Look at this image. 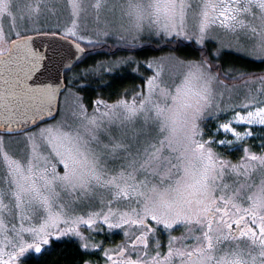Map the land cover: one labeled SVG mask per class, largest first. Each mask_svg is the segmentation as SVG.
<instances>
[{"label": "snow or ice", "instance_id": "6c2138e0", "mask_svg": "<svg viewBox=\"0 0 264 264\" xmlns=\"http://www.w3.org/2000/svg\"><path fill=\"white\" fill-rule=\"evenodd\" d=\"M58 4L70 8V24L50 27ZM90 8L91 31L81 29L84 0H0V264H22L52 238L74 239L79 264H264V71L223 59L228 50L264 63V0H94ZM217 30L254 43L226 44ZM57 36L71 39L77 60L114 58L66 85L44 82L33 45ZM153 44L169 51L131 54ZM166 62L178 69L168 79ZM129 68L139 90L86 101L93 80L107 87L105 75ZM257 135L259 153L248 143ZM13 140L22 145L15 153ZM230 152L242 155L233 162Z\"/></svg>", "mask_w": 264, "mask_h": 264}, {"label": "trees", "instance_id": "16d2710c", "mask_svg": "<svg viewBox=\"0 0 264 264\" xmlns=\"http://www.w3.org/2000/svg\"><path fill=\"white\" fill-rule=\"evenodd\" d=\"M81 45L84 47H87L84 44H81ZM210 46L214 47L215 45L212 44ZM155 47L156 45L153 44L151 48L145 49L144 51L133 52L131 54L136 55L137 58L140 60H144L145 57L160 56L163 53H167L169 51V49L167 48L164 49L163 51H155ZM183 51H186V49H184L183 45H181L179 52H183ZM128 54L130 53L117 52L116 56H123V55H128ZM108 58H114V57L95 55V52L89 55L82 56V58L77 61V63L74 65L72 69L65 72L64 74L65 82L68 84V82L70 81L68 77L73 72L77 71V69H79V71L83 70L86 67L92 66L96 61L106 60ZM223 59L226 62H231L238 66H241L247 69L249 72L260 73L264 71V63L260 62L259 60H251L250 58L239 55L238 53H235L233 51L226 50V54L223 57ZM132 78L135 79L134 76H132ZM132 78H130L129 80L133 81V84L132 83L130 84L128 81L126 82L122 77H113V78L111 77L110 84L107 87L103 85L97 86L98 81H92L88 89L85 92H83L82 95L86 97V101L88 99H93V97L97 96V94L103 96L104 98L112 97L108 99H116L117 94L121 93L123 88L134 87L135 80H133ZM138 84L139 85L142 84V81L139 78H138ZM256 140H257L256 138L251 139V141L253 142L252 145L253 147L258 148L259 150L261 148H259V146L257 145ZM229 156L233 158L235 157V154H232ZM173 234L175 235V233ZM98 238L101 239L102 237L97 236V239ZM120 238H121V235H118V236L114 235L111 241H108V240L105 241V246L109 242H113ZM164 239L166 242V237ZM82 254H83V250L79 249L78 244L73 239H59V240L54 239L50 242L49 245H47L44 248L41 254L31 253L23 257L22 264H79ZM85 258H91L95 260L97 259V256L96 255H93L91 257L86 256Z\"/></svg>", "mask_w": 264, "mask_h": 264}, {"label": "rangeland", "instance_id": "374dc122", "mask_svg": "<svg viewBox=\"0 0 264 264\" xmlns=\"http://www.w3.org/2000/svg\"><path fill=\"white\" fill-rule=\"evenodd\" d=\"M15 2L17 3V4H19V5H21V6H23V5H26V4H32V5H35V3H36V0H15ZM84 2H85V6H86V8H87V11L85 12V13H82V15H81V20H80V24H81V29L82 30H84V25H85V23L87 24V29L89 30V31H91V29H93L94 27H95V24H94V17H95V13H94V11H92V9L90 8V5H91V3H93L94 2V0H84ZM56 8H57V11H56V14L55 15H51L50 16V19L48 20V24H49V26L50 27H55L57 24H59V25H61V26H63V25H66V24H70V19H69V13H70V8H68L67 6H66V4H58L57 6H56ZM105 15H107L108 16V18L109 19H111V13H105ZM86 18V19H85ZM44 21L42 20V23H43ZM5 23H7V21H5ZM217 32H218V37H219V39L220 40H223L224 41V43H226V44H235V43H237V42H239L240 44H242V45H244V46H246V47H248V46H251L253 43H254V41L253 40H250V39H247L243 34H237V35H231V34H226V33H224L223 31H221V30H217ZM28 34H31V33H28ZM109 43H112V41L111 40H109ZM213 44L215 45V42H213ZM166 53H163L162 55H160V56H164ZM240 55V54H239ZM243 56V55H242ZM244 57H246V56H244ZM248 58V57H247ZM108 59H113V58H108ZM178 69H175V68H173L172 66H171V63L170 62H166L165 63V67H164V78L165 79H168V77H169V74L170 73H172V72H174V71H177ZM82 72V70H80L79 71V69H77V71H75V72H73L69 77H68V79L69 80H72L74 77H77L78 76V74L79 73H81ZM146 75H151V73L149 72V73H147ZM132 76H134V78H135V74H133L132 72H131V69L129 68V69H122V70H120V71H117V72H115V73H113L112 75H105L104 76V82L107 84V85H109L110 84V78L112 77H122L126 82L128 81L130 84L132 83L133 84V81H131V80H129L130 78H132ZM133 79V78H132ZM68 80V81H69ZM122 80V79H121ZM133 80H135V82H134V87H125V88H123V90L124 89H132V88H135L136 90H139V88H140V86L141 85H139L138 84V78H135V79H133ZM93 81H95V80H93ZM131 81V82H130ZM81 83H85V81H81V80H79V79H77L76 80V84H81ZM91 88V87H90ZM92 89V88H91ZM123 90L121 91V93L123 92ZM129 95H131V93H129ZM97 96H98V94H97ZM99 96H101V95H99ZM96 97V96H95ZM95 97H93V99L95 98ZM103 97V96H102ZM104 98V97H103ZM108 98H112V97H105L104 99H106V100H109L110 102H111V100H114V99H108ZM60 99H61V101H63L64 100V95H63V93H61V95H60ZM71 102L69 101V104H70ZM89 111H91V108H89ZM56 118L57 119H60V115L59 114H56ZM67 118H68V121L69 122H71V109H70V107H69V109H68V112H67ZM47 123H53L54 121H52V119L51 120H49V121H46ZM44 125H39V127H43ZM210 127H214V124H212L211 122H210ZM239 130H243L242 128L241 129H239ZM29 131H36V128H33V129H30ZM16 136H17V138L18 137H20V136H23V133H19V134H16ZM7 139V138H6ZM251 139L252 138H249V140H248V143L250 144V145H252V141H251ZM256 143H257V145L259 146L260 145V139H259V137H258V135H257V137H256ZM20 147H22V145H18L16 142H15V140H13V142L12 143H10L9 145H8V150L10 151V152H18V149L20 148ZM260 148V147H259ZM218 151H223V149H217ZM252 150L254 151V152H257V153H259V152H261L262 151V149H259L258 150V148H255V147H253V145H252ZM232 154H235V157H233V158H231V156H229V155H232ZM225 155L227 156V158L228 159H231V160H233V162H235V161H237L238 159H239V156L240 155H242V152H230V153H225ZM254 180L258 183L259 182V180H260V176H259V174H257V175H255L254 176ZM183 232V229L182 228H177V230L174 232L175 233V235H180L181 233ZM119 234H117L116 236H118ZM122 238V237H121ZM55 238H52V240H54ZM62 239H72V238H62ZM99 239V238H98ZM51 240V241H52ZM74 240V239H73ZM106 246H108V245H106ZM46 246H44V248H45ZM35 254V252L34 251H32V252H30V253H28V254ZM27 255V254H26Z\"/></svg>", "mask_w": 264, "mask_h": 264}, {"label": "water", "instance_id": "95a60500", "mask_svg": "<svg viewBox=\"0 0 264 264\" xmlns=\"http://www.w3.org/2000/svg\"><path fill=\"white\" fill-rule=\"evenodd\" d=\"M50 43L51 47H49ZM33 47L44 55V60L39 72V79L44 82L65 85L64 73L71 69L78 61L70 55V53L75 52V49L71 47V39L65 40L61 39L59 36L56 38L43 37L37 39ZM54 115L56 114L54 113ZM49 120H51V118H47V121ZM30 129H33V127H29V130Z\"/></svg>", "mask_w": 264, "mask_h": 264}, {"label": "flooded vegetation", "instance_id": "af4514ba", "mask_svg": "<svg viewBox=\"0 0 264 264\" xmlns=\"http://www.w3.org/2000/svg\"><path fill=\"white\" fill-rule=\"evenodd\" d=\"M67 83L65 82V85H66ZM120 240H121V238L120 239H118V240H115V241H113V242H109L107 245L108 246H110V243H119L120 242ZM166 250V249H165Z\"/></svg>", "mask_w": 264, "mask_h": 264}]
</instances>
